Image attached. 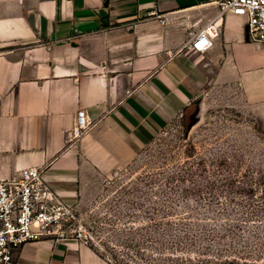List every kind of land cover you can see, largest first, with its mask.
<instances>
[{
    "label": "crops",
    "instance_id": "0c3cea01",
    "mask_svg": "<svg viewBox=\"0 0 264 264\" xmlns=\"http://www.w3.org/2000/svg\"><path fill=\"white\" fill-rule=\"evenodd\" d=\"M214 1L0 0V178L43 168L73 206L94 171L217 93L264 127V49L246 20L228 13L207 52L185 47L217 17ZM80 109L92 124L76 138ZM16 255V264H113L75 238Z\"/></svg>",
    "mask_w": 264,
    "mask_h": 264
},
{
    "label": "rangeland",
    "instance_id": "374dc122",
    "mask_svg": "<svg viewBox=\"0 0 264 264\" xmlns=\"http://www.w3.org/2000/svg\"><path fill=\"white\" fill-rule=\"evenodd\" d=\"M134 145L128 160L88 176L71 206L76 218L59 225L72 233L82 224L87 243L113 264H151L153 229L165 221L153 208L166 210V195L177 210H202L217 180L264 173L262 123L218 93Z\"/></svg>",
    "mask_w": 264,
    "mask_h": 264
},
{
    "label": "trees",
    "instance_id": "16d2710c",
    "mask_svg": "<svg viewBox=\"0 0 264 264\" xmlns=\"http://www.w3.org/2000/svg\"><path fill=\"white\" fill-rule=\"evenodd\" d=\"M222 174L223 168H218ZM252 172V171H251ZM221 178L220 189L202 210H177L173 196L166 210L155 206L151 264H258L264 259V173Z\"/></svg>",
    "mask_w": 264,
    "mask_h": 264
},
{
    "label": "built area",
    "instance_id": "2783aa9c",
    "mask_svg": "<svg viewBox=\"0 0 264 264\" xmlns=\"http://www.w3.org/2000/svg\"><path fill=\"white\" fill-rule=\"evenodd\" d=\"M219 13L197 32H190L186 48L203 54L221 34L220 21L228 14L241 16L248 26L247 38L264 49V0H215ZM164 19L160 22L164 23ZM86 110L77 112L74 137L91 127ZM75 214L70 205L43 178V168L29 167L14 177L0 178V264H16L19 250L27 243L44 238H75L86 241L82 224L72 233L59 228L64 220L71 222Z\"/></svg>",
    "mask_w": 264,
    "mask_h": 264
},
{
    "label": "water",
    "instance_id": "95a60500",
    "mask_svg": "<svg viewBox=\"0 0 264 264\" xmlns=\"http://www.w3.org/2000/svg\"><path fill=\"white\" fill-rule=\"evenodd\" d=\"M245 30L248 31V26H246Z\"/></svg>",
    "mask_w": 264,
    "mask_h": 264
}]
</instances>
